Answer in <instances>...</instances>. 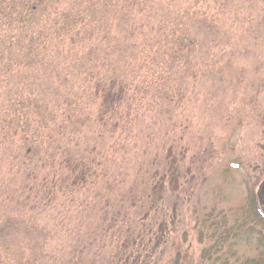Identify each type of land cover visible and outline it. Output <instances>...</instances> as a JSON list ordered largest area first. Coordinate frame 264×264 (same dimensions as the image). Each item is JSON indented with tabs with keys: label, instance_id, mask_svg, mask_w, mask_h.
Instances as JSON below:
<instances>
[{
	"label": "rangeland",
	"instance_id": "1",
	"mask_svg": "<svg viewBox=\"0 0 264 264\" xmlns=\"http://www.w3.org/2000/svg\"><path fill=\"white\" fill-rule=\"evenodd\" d=\"M263 181L264 0H0V264H264Z\"/></svg>",
	"mask_w": 264,
	"mask_h": 264
},
{
	"label": "trees",
	"instance_id": "2",
	"mask_svg": "<svg viewBox=\"0 0 264 264\" xmlns=\"http://www.w3.org/2000/svg\"><path fill=\"white\" fill-rule=\"evenodd\" d=\"M172 176L174 178H176L174 174H172ZM162 188H163V182L161 180H158L155 183V185H154V192H155V194L158 193L159 195H161L160 193H161ZM175 189H176V187L174 188V190ZM251 200H252V203H253L252 204V207L254 208L255 212H257L258 216H260L264 220V215L262 214V212H261V210H260V208H259V206L257 204L256 197H255V194L253 192H252V195H251ZM208 252L209 251H207V250L204 251V257L202 258L203 264H208L209 261H210L211 254H208Z\"/></svg>",
	"mask_w": 264,
	"mask_h": 264
},
{
	"label": "water",
	"instance_id": "3",
	"mask_svg": "<svg viewBox=\"0 0 264 264\" xmlns=\"http://www.w3.org/2000/svg\"><path fill=\"white\" fill-rule=\"evenodd\" d=\"M256 196H257V200L261 208V211L264 215V181L260 184L257 190Z\"/></svg>",
	"mask_w": 264,
	"mask_h": 264
}]
</instances>
